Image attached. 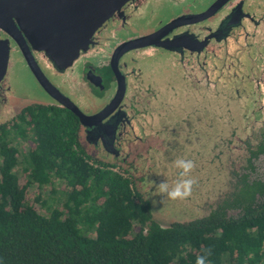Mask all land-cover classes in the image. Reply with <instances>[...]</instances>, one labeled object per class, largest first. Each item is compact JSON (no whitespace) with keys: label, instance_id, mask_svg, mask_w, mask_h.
<instances>
[{"label":"flooded vegetation","instance_id":"flooded-vegetation-1","mask_svg":"<svg viewBox=\"0 0 264 264\" xmlns=\"http://www.w3.org/2000/svg\"><path fill=\"white\" fill-rule=\"evenodd\" d=\"M173 21L175 26L158 45L121 48ZM148 22L156 24L130 34L132 27ZM5 39L0 31V40ZM9 47V58L12 54L14 63H23L36 95L45 100L18 96L6 72L0 83V126L32 106L69 112L77 120L83 151L100 163L128 170L135 182L133 170L139 165L174 164L176 153H191L204 141L205 135L194 127V110H188L196 97L199 105L213 100L229 114L244 117L256 127L257 140L264 129V0H131L94 32L87 49L67 68L59 69L44 52L31 50L45 78L66 101L87 117L102 112V118L87 125L44 92L12 40ZM184 104L186 117L179 113ZM254 171H248L252 179ZM237 174L223 201L233 192Z\"/></svg>","mask_w":264,"mask_h":264},{"label":"trees","instance_id":"trees-1","mask_svg":"<svg viewBox=\"0 0 264 264\" xmlns=\"http://www.w3.org/2000/svg\"><path fill=\"white\" fill-rule=\"evenodd\" d=\"M77 126L40 106L0 126V264H196L206 250L208 264H264V181L248 172L264 129L227 200L162 227L128 170L83 151Z\"/></svg>","mask_w":264,"mask_h":264},{"label":"rangeland","instance_id":"rangeland-1","mask_svg":"<svg viewBox=\"0 0 264 264\" xmlns=\"http://www.w3.org/2000/svg\"><path fill=\"white\" fill-rule=\"evenodd\" d=\"M155 21L157 22V19ZM156 22L138 23L139 26L135 25L129 32L132 36L137 35L144 32L147 26L155 25ZM7 77L12 90L21 98L34 97L45 100L41 95H36L37 92L23 63H14L12 54L9 58ZM158 86H162V84ZM196 101L197 97L194 99L195 103L192 100L189 101L188 110H194V127L198 134L205 135L204 141L200 145L196 144L191 153L184 150L183 153L175 154L177 158H186L195 162V169L191 174L195 184L192 195L183 201H171L166 196H155L153 199L158 203L153 207L152 200L149 199L153 208V218L162 227H167L176 221L183 222L204 217L215 208L217 203L223 201V197L230 192L233 186L234 174L241 173L246 169L249 149L257 140V134H254L256 127L248 123L244 117L238 116V113L229 114L227 108L224 110L222 105L213 100H207L210 102H206L204 105H199ZM180 106L182 111L179 113L186 114V104ZM177 119L180 121V116ZM217 125L220 126L219 131ZM209 127L211 128L209 129ZM17 145L21 150L29 148V145L23 142H18ZM148 165L150 163L142 168L139 165L136 171L133 170L136 185L144 197L156 192L153 182L155 185L167 182L171 188L179 177L180 170L174 164L165 163V165L157 166L152 164L151 168ZM252 165L255 169L254 178L257 176L264 178V156L252 160ZM113 170L126 177L123 169L115 167ZM140 177H143V180H140ZM19 179H22L21 176ZM35 192L36 187L34 186L30 193L34 194ZM47 193V190L42 192L44 197L47 196ZM162 200L163 203L159 202ZM33 207L39 210L38 205H33Z\"/></svg>","mask_w":264,"mask_h":264},{"label":"water","instance_id":"water-1","mask_svg":"<svg viewBox=\"0 0 264 264\" xmlns=\"http://www.w3.org/2000/svg\"><path fill=\"white\" fill-rule=\"evenodd\" d=\"M128 1L131 0H0V31L7 36V39L0 40V83L7 72L9 41L12 40L44 92L64 104L83 125L102 118V112L87 117L67 100L68 103L45 78L31 50L44 52L55 67L67 68L80 51L87 49L94 32ZM175 24L173 21L152 34L125 42L121 48L132 50L156 46ZM120 90L121 85L118 92Z\"/></svg>","mask_w":264,"mask_h":264},{"label":"clouds","instance_id":"clouds-1","mask_svg":"<svg viewBox=\"0 0 264 264\" xmlns=\"http://www.w3.org/2000/svg\"><path fill=\"white\" fill-rule=\"evenodd\" d=\"M174 165L180 170L179 177L174 185L170 188L167 182H161L159 185H155L153 182L156 192L145 197L146 200H152L153 207L158 203L157 200L153 199L155 196H166L171 201H183L192 195L195 180L191 174L195 169V162L186 158H177ZM159 202L163 203L164 201ZM209 255H211V251L206 250L204 255L197 256L196 264H208L207 257Z\"/></svg>","mask_w":264,"mask_h":264}]
</instances>
